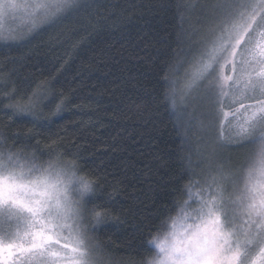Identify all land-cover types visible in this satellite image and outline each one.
I'll use <instances>...</instances> for the list:
<instances>
[{
	"label": "snow or ice",
	"instance_id": "1",
	"mask_svg": "<svg viewBox=\"0 0 264 264\" xmlns=\"http://www.w3.org/2000/svg\"><path fill=\"white\" fill-rule=\"evenodd\" d=\"M93 2L0 0V22L23 9L29 25L21 34L0 32V42L25 41ZM174 6L180 27L176 59L164 77L170 85L165 98L185 144L189 109L198 111L204 186L183 235L172 233L170 243L158 237L142 242L158 254L128 264H264V0H174ZM185 64L177 89L171 77ZM49 83L19 90L16 99L14 88L5 94L9 102L0 103L10 124L23 115L31 125L25 133L0 129V264H111L90 233L124 222L116 207L119 188L105 192L102 177L80 174L78 157L53 154L58 145L49 147L46 158L38 146L13 150L16 141L27 147L50 119L43 114L55 95Z\"/></svg>",
	"mask_w": 264,
	"mask_h": 264
},
{
	"label": "trees",
	"instance_id": "2",
	"mask_svg": "<svg viewBox=\"0 0 264 264\" xmlns=\"http://www.w3.org/2000/svg\"><path fill=\"white\" fill-rule=\"evenodd\" d=\"M179 27L174 0H94L55 28L25 41L0 42V103L9 102L5 94L14 88L16 99L19 90L31 92L44 81L55 94L46 101L43 114L50 119L39 134L27 147L16 141L13 150L38 146L46 158L49 147L58 145L53 154L78 157L80 174L102 177L105 192L119 188L116 207L124 222L90 233L111 264L157 253L142 242L161 239L175 220L191 217L204 186L198 111L189 109L185 144L165 98L170 85L164 77L176 59ZM187 68L172 75L177 85ZM61 99L62 110L51 115ZM8 114L0 111V129L7 133L31 127L30 117H13L10 124Z\"/></svg>",
	"mask_w": 264,
	"mask_h": 264
},
{
	"label": "rangeland",
	"instance_id": "3",
	"mask_svg": "<svg viewBox=\"0 0 264 264\" xmlns=\"http://www.w3.org/2000/svg\"><path fill=\"white\" fill-rule=\"evenodd\" d=\"M17 2L22 4L24 3V0H17ZM28 26L29 25L26 14L24 13L23 9H21V11L16 14L15 19L6 18L4 21L0 22V32L21 34L27 31ZM182 81L183 76L179 80L177 89L182 86ZM245 103H247V101H245ZM235 107H238V105H235ZM225 111H228V109H225ZM195 201L196 205L195 207H193V209L198 207V195L196 196V198H194V202ZM193 217L194 213L192 212V215L189 218L186 215H183L180 219L175 220L173 223L174 227L171 226L170 229L164 234V236L159 239V241L164 243H170L172 241V233H175L177 237L182 236L184 231L187 229L188 225L193 222Z\"/></svg>",
	"mask_w": 264,
	"mask_h": 264
}]
</instances>
